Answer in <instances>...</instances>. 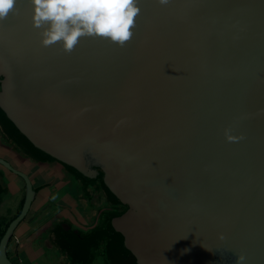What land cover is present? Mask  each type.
<instances>
[{
    "label": "water",
    "instance_id": "95a60500",
    "mask_svg": "<svg viewBox=\"0 0 264 264\" xmlns=\"http://www.w3.org/2000/svg\"><path fill=\"white\" fill-rule=\"evenodd\" d=\"M123 45L41 44L31 0L0 19V109L38 150L128 206L134 264H264V0H139ZM229 134L239 139L230 141ZM0 241V264L36 192ZM127 255V254H126ZM125 256V255H124Z\"/></svg>",
    "mask_w": 264,
    "mask_h": 264
},
{
    "label": "crops",
    "instance_id": "0c3cea01",
    "mask_svg": "<svg viewBox=\"0 0 264 264\" xmlns=\"http://www.w3.org/2000/svg\"><path fill=\"white\" fill-rule=\"evenodd\" d=\"M1 121L3 119L0 116V128L8 133L1 126L5 122ZM8 135L20 149L3 145L11 153V157L5 156L4 159L29 176L36 192L35 208L17 226L7 247L9 258L14 264H103L109 254L108 241L95 235L107 230L108 223L96 227L95 219L99 216L92 215L94 210L89 211L90 206L87 207L86 202L77 201L73 191L68 192L73 203H68L61 199L58 188L52 190L53 184L62 181L61 175L67 177V180L75 178L83 184L87 181L78 178L68 167L57 161L38 159L31 151L30 155L21 142ZM88 184V189L97 185ZM67 191L63 194H67ZM26 193L24 179L5 165L0 167V220L9 221L18 215ZM52 200L55 201L52 202L53 207L50 203ZM43 204L45 207L41 208Z\"/></svg>",
    "mask_w": 264,
    "mask_h": 264
},
{
    "label": "clouds",
    "instance_id": "9594fccd",
    "mask_svg": "<svg viewBox=\"0 0 264 264\" xmlns=\"http://www.w3.org/2000/svg\"><path fill=\"white\" fill-rule=\"evenodd\" d=\"M166 0H161V3ZM33 26L41 28V44L60 43L71 51L84 36H98L123 45L133 35L132 28L140 9L139 0H31ZM15 0H0V19L13 9ZM230 141L239 139L229 134ZM245 257H236L243 264Z\"/></svg>",
    "mask_w": 264,
    "mask_h": 264
},
{
    "label": "trees",
    "instance_id": "16d2710c",
    "mask_svg": "<svg viewBox=\"0 0 264 264\" xmlns=\"http://www.w3.org/2000/svg\"><path fill=\"white\" fill-rule=\"evenodd\" d=\"M0 116L2 117L3 121L5 122L2 123L1 121V126L4 127V130L8 132L11 136H14L21 144L23 147L28 151V153L31 155V152L35 154V156L38 159H44V161H55L50 155L43 153L42 151L38 150L36 147H34L13 125V123L8 119L6 114L0 109ZM31 151V152H30ZM34 156V155H33ZM73 173L76 174L78 178L85 179L87 181L86 183L89 182L88 186L92 183H96L100 185V188H102L105 192V199L107 203H111L112 205H117L118 207L121 208L122 210L120 212V215H123L127 210L128 206L124 205L121 203V201L108 189L106 186L104 180H103V172L99 170V175L95 178H88L84 176L83 174L79 173L78 171L74 169H70ZM25 201V199H24ZM24 201L22 202V206L18 212V215L21 213ZM18 215L15 217L17 218ZM113 215L109 221L107 222V230L101 231V233H98L95 235L96 237L101 236L105 241H108V263L109 264H134L132 263V260L129 259L128 257V252L124 249V239L121 234H119L114 227L112 226V221L114 218L119 217ZM14 218V219H15ZM9 220V221H3L0 220V241L3 238L9 224L14 220ZM127 254V255H126ZM125 255V256H124Z\"/></svg>",
    "mask_w": 264,
    "mask_h": 264
},
{
    "label": "rangeland",
    "instance_id": "374dc122",
    "mask_svg": "<svg viewBox=\"0 0 264 264\" xmlns=\"http://www.w3.org/2000/svg\"><path fill=\"white\" fill-rule=\"evenodd\" d=\"M3 145H12L14 149H16V150L20 149V147L15 142L12 141V139L10 138L8 133H5L2 130V128H0V167L1 168L3 167V162L6 161L4 159L5 156L11 157L10 150H7L6 149L7 146H3ZM66 178L67 177L61 175L60 179H62V181H59V182H56L55 184H53L52 190H54L53 188H58V193H59L61 199L67 201L68 203H71V202L73 203V200L70 199V196H69L70 191H73L74 194L76 195V196H74V198L77 201L86 202V206L87 207L90 206L89 211H91V209L94 210L92 212V215L99 216V218L95 217L96 218L95 219L96 220V227H101L102 225H105V223L108 222L109 219L113 215H115V216L120 215V212L122 210V206L120 208L117 205H112L111 203H107V201L105 200V197H104V195H106L104 190L102 188H101V190H99V187L101 184L100 185L97 184L96 186L93 185L92 188L88 189V188H86V183L83 184L82 182L77 181L75 178H73L71 180H67ZM66 191H67V194H63ZM34 202L31 205L32 208H30L28 215L31 213V210L33 211V209L35 208ZM52 202L54 203L55 201L52 200L50 203H52ZM53 203L51 204V207H53ZM45 204H47V202ZM45 204L40 205L41 208H44ZM69 216H71V215H69ZM94 229H95V227H94ZM98 257L99 256L97 255V258ZM98 262H99V258H98ZM101 263H102V261H101ZM107 263H108V258L106 257L103 260V264H107Z\"/></svg>",
    "mask_w": 264,
    "mask_h": 264
},
{
    "label": "bare ground",
    "instance_id": "6f19581e",
    "mask_svg": "<svg viewBox=\"0 0 264 264\" xmlns=\"http://www.w3.org/2000/svg\"><path fill=\"white\" fill-rule=\"evenodd\" d=\"M35 188V187H34Z\"/></svg>",
    "mask_w": 264,
    "mask_h": 264
},
{
    "label": "built area",
    "instance_id": "2783aa9c",
    "mask_svg": "<svg viewBox=\"0 0 264 264\" xmlns=\"http://www.w3.org/2000/svg\"><path fill=\"white\" fill-rule=\"evenodd\" d=\"M18 241V240H17Z\"/></svg>",
    "mask_w": 264,
    "mask_h": 264
}]
</instances>
